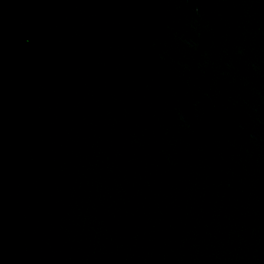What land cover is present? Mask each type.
I'll return each instance as SVG.
<instances>
[{
	"label": "water",
	"instance_id": "obj_1",
	"mask_svg": "<svg viewBox=\"0 0 264 264\" xmlns=\"http://www.w3.org/2000/svg\"><path fill=\"white\" fill-rule=\"evenodd\" d=\"M0 264H264V0H0Z\"/></svg>",
	"mask_w": 264,
	"mask_h": 264
}]
</instances>
